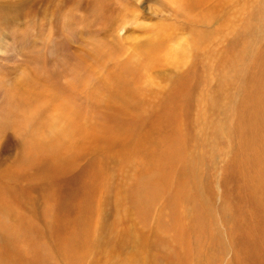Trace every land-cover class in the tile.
<instances>
[{
    "label": "bare ground",
    "instance_id": "1",
    "mask_svg": "<svg viewBox=\"0 0 264 264\" xmlns=\"http://www.w3.org/2000/svg\"><path fill=\"white\" fill-rule=\"evenodd\" d=\"M97 1L91 2V9L108 22V29L117 31L118 26L134 23L139 16L133 6L140 0ZM112 2L119 4L115 16L123 17L120 22L110 20L115 18L108 17L111 11L106 15ZM160 7L166 22L154 23L151 30L138 21L134 26L144 38L132 44V54L117 59L123 50L116 37L107 43L110 51L105 58L111 55L112 63L106 66V60L100 65L105 68L97 78L107 90L100 94V100L106 97L107 103H121L127 124L112 129L109 120L104 125L102 121L95 124L97 120L91 118L85 127L82 123L86 117L79 111L62 108L61 115L72 119L71 135L63 149L71 157L68 164H73V156L83 148H92L102 136L108 138L101 153L80 172L65 184L50 188L45 214L57 249L71 264H80L100 248L103 223L98 215L118 177L125 186L132 181L125 193L130 202L128 210L139 214L144 222L155 201L167 196L165 208L159 209L157 217L169 210V219H161L157 229L175 232L185 263L212 264L216 252L219 258L229 249L232 264H264V0H161ZM99 54L95 53L97 57ZM206 55L208 60L202 62ZM164 66L182 68V72L172 77L169 90L159 91L164 108L155 118L150 115L148 129L142 131L137 123L150 112L151 104L141 97L149 94L146 85L152 81V69ZM194 82L206 86L193 98ZM88 91L99 101L97 91ZM197 106L201 117L194 130L202 137L205 155L200 152L195 156L185 153L183 147L191 133L189 125L196 119L192 108ZM62 140L34 154L49 156L48 168L51 164L65 165L57 160L60 151L54 156L49 151ZM222 155L228 161L218 210L226 235L217 233L210 185L200 170L204 157L213 160ZM105 159H109L108 166ZM135 159L141 161L142 172H138ZM51 168L49 173L64 170L59 165ZM228 183L235 185L251 209L237 208L241 201L232 200ZM13 195L0 189V264H54L42 232L15 211ZM67 209H74L75 214ZM9 214L14 224H8L12 219Z\"/></svg>",
    "mask_w": 264,
    "mask_h": 264
},
{
    "label": "rangeland",
    "instance_id": "2",
    "mask_svg": "<svg viewBox=\"0 0 264 264\" xmlns=\"http://www.w3.org/2000/svg\"><path fill=\"white\" fill-rule=\"evenodd\" d=\"M96 1L0 0V78L15 79L20 102L38 106L43 111L45 118L50 113L61 114L62 108L65 109L64 106H66L79 111L78 114L81 117H86L82 123L85 127L88 125L87 121L90 122L92 118L95 119L94 121L97 120L95 124H100L102 121L105 125V122L109 120L107 122L109 127L117 129L127 124L128 117L121 110V103H107L106 97L100 100V94L107 90L105 84L100 81V78H97L101 76L100 73L105 68L100 65L106 60V66L112 63L111 55L105 58L110 51L107 43L117 37L119 42L116 43L123 50L117 59H124L128 54H132V44L144 38V35L139 33L134 25L139 21V24L152 30L154 23L166 22V16L161 11V0H140L133 6L134 13L139 15L136 17V22L128 21L125 26H116L118 30L115 31L105 27L108 22H103L101 16H97L98 11L91 9V2ZM97 2L99 3V0ZM118 6V3L112 2L107 7L109 11L107 10L106 15L111 11L108 17L115 16ZM249 7L250 10L253 8ZM125 17L127 18V16ZM113 19L120 22L123 17L115 16L110 20ZM97 51H100L98 57L95 55ZM208 56L206 55L202 62L207 61ZM172 67H156L151 71L152 81L146 85L149 88V94L141 97V100L146 99L151 104L150 112L144 113V119L137 123L138 128H141L142 131L145 127L148 129L150 115L155 118L164 108L162 106L163 97L159 91L162 88L169 90L172 77L176 73L182 72V68ZM92 72L94 74H91ZM204 86L206 84L199 85L198 82H194L195 92L191 94L192 97H196L197 90ZM89 89L98 92L99 101L93 98ZM117 108L119 110H116ZM192 109V117L196 119L195 121L193 119V123L189 125L191 133H189L188 139H185L183 148L187 154L198 156L202 152L205 155L203 146H201L202 137L195 134L194 130L195 124L201 117V112L198 111V106ZM109 117L111 118L108 119ZM146 120H148L147 124ZM188 132L190 131L188 130ZM105 138L108 137L99 138L98 142L96 141L94 144L95 147L92 146L93 149L83 148L75 154L72 165L68 164L71 157L63 150L65 145H68L66 143L68 140L58 141L49 151L53 156L60 151L57 153V160L67 164H51L52 166L59 165L64 169H54L53 173H49L53 170L51 165L49 168L47 167L49 156L44 155L45 158H43L33 153L26 157L19 150L11 135L0 143V189L14 194L15 211L29 219L42 232L48 242V251L52 252L54 264L71 263L62 255L60 249H57L54 235L50 225L47 224L45 209H47L50 188H54V186L56 188V184H65L66 180L80 172L90 159L96 157L97 153H101L107 145ZM221 140L228 141L225 138H221ZM64 155L65 157H63ZM134 161L138 172H142L141 161L139 163L137 159ZM227 161L226 155L215 157L213 160L206 156L203 160L204 165H200L203 178L210 185V205L211 209L215 211L213 213L214 225L217 233L223 235H226L223 233L226 227L222 223L218 209L223 197L221 181H223ZM104 165H109V159L104 160ZM43 168L45 169L43 170ZM193 175L198 179L197 173ZM117 178L115 177L109 197L105 200L103 212L98 215L99 221L103 223L99 238L100 248L86 256L80 264H187L183 261L179 246L175 242V232L157 229L161 219L163 221L169 219L167 217L169 210L162 211L157 217L158 211L165 208L164 203L167 201V196L164 195L155 201L153 209L148 212L144 222L139 214L128 210L130 202L125 193L130 189L132 181H129L128 186H125ZM231 183L228 184L234 192L231 195V197L233 196L232 200L235 198L238 202L241 201V203H237L236 200H233L237 203V208L251 209L252 205L243 199V196L234 189L235 185H231ZM198 184H194V186ZM75 199L80 201L79 197ZM163 206L164 208H162ZM68 211L72 215L75 214L74 209ZM7 217L14 219L10 214ZM70 218L68 217V219ZM12 219H9L11 221H8L9 225L12 222L15 223V219L14 221ZM228 252L230 250L225 249L219 258L216 252L217 255L215 254L212 258V264H232V253Z\"/></svg>",
    "mask_w": 264,
    "mask_h": 264
},
{
    "label": "clouds",
    "instance_id": "3",
    "mask_svg": "<svg viewBox=\"0 0 264 264\" xmlns=\"http://www.w3.org/2000/svg\"><path fill=\"white\" fill-rule=\"evenodd\" d=\"M72 119L61 114H48L36 105L21 103L17 82L0 78V143L9 135L27 157L71 135Z\"/></svg>",
    "mask_w": 264,
    "mask_h": 264
}]
</instances>
